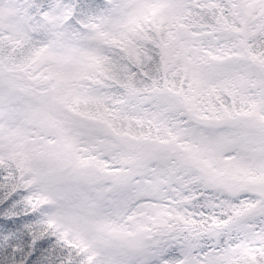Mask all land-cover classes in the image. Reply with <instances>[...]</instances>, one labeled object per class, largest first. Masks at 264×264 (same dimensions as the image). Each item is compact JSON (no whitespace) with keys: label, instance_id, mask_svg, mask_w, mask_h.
<instances>
[{"label":"snow or ice","instance_id":"obj_1","mask_svg":"<svg viewBox=\"0 0 264 264\" xmlns=\"http://www.w3.org/2000/svg\"><path fill=\"white\" fill-rule=\"evenodd\" d=\"M0 264H264V0H0Z\"/></svg>","mask_w":264,"mask_h":264}]
</instances>
